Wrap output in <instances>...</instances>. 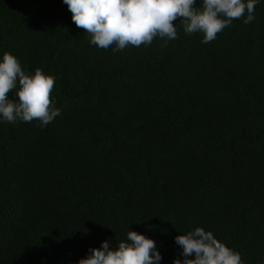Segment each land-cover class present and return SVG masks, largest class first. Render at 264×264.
Returning a JSON list of instances; mask_svg holds the SVG:
<instances>
[{
  "label": "trees",
  "instance_id": "obj_1",
  "mask_svg": "<svg viewBox=\"0 0 264 264\" xmlns=\"http://www.w3.org/2000/svg\"><path fill=\"white\" fill-rule=\"evenodd\" d=\"M254 15L121 51L63 0H0V59L53 76L60 109L44 127L0 118V264H77L129 230L174 264L196 227L264 264V0Z\"/></svg>",
  "mask_w": 264,
  "mask_h": 264
},
{
  "label": "clouds",
  "instance_id": "obj_2",
  "mask_svg": "<svg viewBox=\"0 0 264 264\" xmlns=\"http://www.w3.org/2000/svg\"><path fill=\"white\" fill-rule=\"evenodd\" d=\"M258 2L200 0L197 7L196 0H63L75 25L90 34L91 44L102 49L115 45L121 51L129 45H150L157 37L164 41L161 47H167L168 41L177 39V20L185 34L201 33L202 43H209L233 20L244 18L245 24L252 23ZM54 86L53 76L39 68L29 74L15 55L4 52L0 59V118L8 123L38 120L41 127L47 126L60 115L51 99ZM13 90L17 99L9 98ZM174 239L183 257L174 258V264H243L239 252L203 227ZM161 260L152 238L129 230L117 247L112 248L106 239L77 264H159Z\"/></svg>",
  "mask_w": 264,
  "mask_h": 264
}]
</instances>
